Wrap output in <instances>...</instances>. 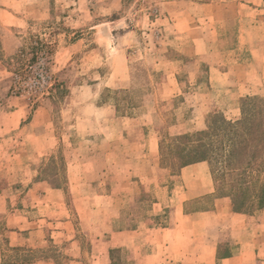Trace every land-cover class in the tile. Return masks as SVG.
Listing matches in <instances>:
<instances>
[{
	"label": "crops",
	"instance_id": "crops-1",
	"mask_svg": "<svg viewBox=\"0 0 264 264\" xmlns=\"http://www.w3.org/2000/svg\"><path fill=\"white\" fill-rule=\"evenodd\" d=\"M180 3L197 8L217 5L189 0ZM232 6L237 9L235 15L227 19L219 16L224 17L223 37L219 36L224 43L218 39L208 43L203 36L205 28L193 29L190 24L175 34L190 57L221 56V61L203 66L201 86L211 94L195 97L199 129L204 128V117L210 112L220 111L227 119L237 120L240 100L264 98V0ZM194 65L197 69L192 71H200L201 65ZM173 86L179 89L177 78L164 83L162 92H170ZM169 95L165 98L175 97ZM86 107L91 108V114H85ZM107 108L109 112L104 114L109 116L102 118L103 108L84 106L69 128L70 144H82L87 158H93L92 166L74 165V169L85 168L84 175L71 178L66 168L62 187L33 176L26 181L29 190L0 191V218L6 214L0 224V264H84L85 231L95 233L92 244H100L108 236L109 264L110 251L118 253L128 247L134 249V264H264V209L234 212L231 200L216 194L207 162L174 173L163 168L159 131L153 123L132 124L133 117L118 112L115 102ZM39 113L29 122L28 146H11L5 137L21 128L26 113L21 109L1 112L0 149L17 152L13 159L26 152H50L55 146L50 139L46 141L48 129L35 125L39 115H44ZM94 123H98L96 127ZM21 164L19 160L17 165ZM57 245L63 246L61 259L48 252L49 246ZM4 246L30 256L18 254L5 261Z\"/></svg>",
	"mask_w": 264,
	"mask_h": 264
},
{
	"label": "rangeland",
	"instance_id": "rangeland-1",
	"mask_svg": "<svg viewBox=\"0 0 264 264\" xmlns=\"http://www.w3.org/2000/svg\"><path fill=\"white\" fill-rule=\"evenodd\" d=\"M181 1L188 0H0V113L18 109L26 113L21 128L6 135L5 142L28 146L31 117L42 112L35 125L48 129L46 141L50 139L55 146L46 154L26 152L17 159H13L17 152L0 149V191L29 190L26 181L33 176L62 187L66 168L71 178L84 175L85 168L74 169V165L92 166L93 158H87L82 144H70L68 131L86 105L103 108L102 118H108L104 111L109 112L107 107L115 102L118 112L133 117L132 124L153 123L166 147L177 144L175 138L181 135L205 130L214 115L231 122L240 119H227L215 110L205 115L204 128L199 129L195 123L197 99L211 94L201 86L205 80L203 66L221 61V56L190 57L175 34L190 24L193 29L205 28L203 36L208 43L215 39L224 43L219 39L223 37L224 17L219 16L227 19L235 15L237 9L232 5L247 0H189L199 5L217 4L212 8L190 7ZM192 19L195 22L191 24ZM37 43L41 51L32 61L31 48ZM194 63L201 65L200 71L194 72ZM174 78L179 89L173 86L170 92H162L163 84ZM169 94L175 97L166 99ZM238 105L240 111L241 100ZM85 112L91 114V108L86 107ZM5 217L1 216L0 224ZM83 237L84 264H109L108 236L100 244H92L93 231L83 232ZM3 251L5 261L14 260L18 254L30 256L7 246ZM62 251L61 245L49 246L48 250L59 259ZM133 258L134 249L123 248L114 254L113 264H134Z\"/></svg>",
	"mask_w": 264,
	"mask_h": 264
},
{
	"label": "trees",
	"instance_id": "trees-1",
	"mask_svg": "<svg viewBox=\"0 0 264 264\" xmlns=\"http://www.w3.org/2000/svg\"><path fill=\"white\" fill-rule=\"evenodd\" d=\"M41 44L31 48L41 51ZM57 85L56 87H58ZM177 144L159 141L160 164L171 172L207 162L218 196L228 197L236 213L264 209V98L241 100L240 119L234 122L213 116L205 130L175 138ZM172 157L173 161H169ZM229 178V181H227ZM110 251L111 264L114 254Z\"/></svg>",
	"mask_w": 264,
	"mask_h": 264
}]
</instances>
